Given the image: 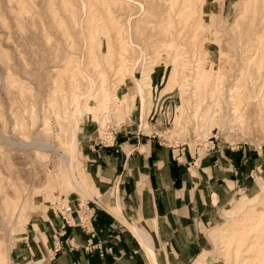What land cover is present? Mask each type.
Here are the masks:
<instances>
[{
  "label": "rangeland",
  "instance_id": "obj_1",
  "mask_svg": "<svg viewBox=\"0 0 264 264\" xmlns=\"http://www.w3.org/2000/svg\"><path fill=\"white\" fill-rule=\"evenodd\" d=\"M172 95L193 149L218 129L264 147V0H0V264H29L19 250L53 202L100 196L84 124L103 134L137 98ZM252 198L212 222L210 264H264V186Z\"/></svg>",
  "mask_w": 264,
  "mask_h": 264
},
{
  "label": "crops",
  "instance_id": "obj_2",
  "mask_svg": "<svg viewBox=\"0 0 264 264\" xmlns=\"http://www.w3.org/2000/svg\"><path fill=\"white\" fill-rule=\"evenodd\" d=\"M155 100L149 110L136 99L112 145L100 144L95 121L84 124L81 157L100 194L94 196L100 202L95 236L79 227L64 231L58 218L38 221L21 258L29 264H210L212 222L231 205L252 201L264 186V147L192 149L178 162L151 133L168 121L179 99ZM144 120L150 132L141 129ZM81 184L87 191L84 179ZM58 243L62 251L54 255ZM89 244L102 249L88 251Z\"/></svg>",
  "mask_w": 264,
  "mask_h": 264
},
{
  "label": "built area",
  "instance_id": "obj_3",
  "mask_svg": "<svg viewBox=\"0 0 264 264\" xmlns=\"http://www.w3.org/2000/svg\"><path fill=\"white\" fill-rule=\"evenodd\" d=\"M118 127L119 124H116L115 118H113L112 122L106 127L104 133L101 134V126L99 125L98 133L100 144L105 146L112 145L118 132ZM223 131L224 130L221 131L218 129L216 133L211 136L204 137L203 139H197V144L193 149L187 142L188 140L183 139L184 129L175 125V117L172 116L165 124L151 133V138L157 139L161 145L171 148L175 154L176 160L180 162L187 152H192V149L195 150L196 153H211L219 148L220 145H226L232 150L242 148L243 144L240 142H230L228 140H224ZM205 135L206 134H204V136ZM52 207L55 217L62 220V230L65 231L70 227H79L89 233L92 238L95 236L93 224L97 217V207L94 206V204L91 202L86 204L79 202L77 207H74L70 203H66L65 200L61 199L53 202ZM96 248L102 249L94 244H89L86 249L88 251H92ZM60 251H62V246L58 243L55 246L53 254L55 255Z\"/></svg>",
  "mask_w": 264,
  "mask_h": 264
},
{
  "label": "bare ground",
  "instance_id": "obj_4",
  "mask_svg": "<svg viewBox=\"0 0 264 264\" xmlns=\"http://www.w3.org/2000/svg\"><path fill=\"white\" fill-rule=\"evenodd\" d=\"M76 120V119H75ZM81 122V118L78 117L77 118V121L74 123V130H72L71 132V136H70V142L72 144V149L73 151L77 148V144H78V141H77V132H78V127H79V124ZM69 162L71 163V160L69 159ZM68 165H71L68 163ZM72 166V165H71ZM65 200V199H64ZM83 203V202H82ZM88 203V202H86ZM86 203H83V204H86ZM119 207V206H118ZM132 229V228H131ZM134 232V231H133ZM151 251V250H150Z\"/></svg>",
  "mask_w": 264,
  "mask_h": 264
}]
</instances>
